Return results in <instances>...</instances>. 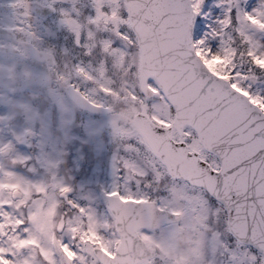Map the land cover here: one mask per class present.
<instances>
[{
  "label": "rangeland",
  "instance_id": "374dc122",
  "mask_svg": "<svg viewBox=\"0 0 264 264\" xmlns=\"http://www.w3.org/2000/svg\"><path fill=\"white\" fill-rule=\"evenodd\" d=\"M200 3L202 4L201 17L197 22L195 40L207 33L208 41L213 42L217 49L210 56L207 52H202L200 55L212 69L217 67L219 68L216 69L218 73L223 75L226 73L229 76V71L226 69H228L231 57L224 52V48L227 47L235 52V64L238 71L246 73L252 71L249 70L248 62L240 57L242 50L238 49L239 41H242L240 47H242L241 44H245L246 53L250 48L257 52H264V29L260 27V24L264 23V16L261 15V12L264 11V0H200ZM101 4L99 7L93 8L95 11L91 15L92 27L87 31L86 40H90V44L93 45L98 43L97 38L99 37L101 46L109 57L106 61L102 60L101 67L98 69L100 74H96V70H89L86 73L88 77H91H86L81 81L90 85L84 90L97 101L110 99L113 102L115 94L112 91H119L122 98H119L115 104L119 103L122 107L120 112L100 116L88 114L84 117L85 121L83 120L84 125H82L88 141L87 150L90 149L91 159L88 164L90 168L85 179L79 181L77 191L70 189L67 193L61 192L60 195V192L56 193V189H59L58 184L62 183V186L67 187L68 184H65L66 181L63 183L62 179L57 177L53 167L58 163V149L56 146L53 149L54 145L51 144L53 141L48 137L47 127L50 123L48 115L38 113V109L45 105L44 96L41 93L33 94L36 88H32L31 94L27 97L29 99L25 101L22 98V111L27 116L22 120V127L14 128L11 131L9 136L12 135V137L6 140L8 137L6 132L0 135V149L4 148L7 142H10V146L18 149L16 141L24 140L22 165L26 166V171L29 169L32 172L16 171L10 165L5 166L0 163V180L22 179L41 182L45 186V190L40 192L33 189L36 194H34L33 203L31 202L29 208L24 203L18 207L3 206V210L10 214L11 219L23 218L25 221L22 226L5 225V234L0 235V245L11 248V252L5 253V255L9 256L13 264L24 258H28L32 264H49L48 259L41 253V247L50 248L56 264H66L59 249L45 235L36 233L35 226L28 219L29 213L36 211L35 202H39L41 211H47L49 206L54 205V216L49 218L51 221L49 231L56 239L69 244L72 249L84 257L83 262L77 258L75 264H100L93 252L87 251L93 245L81 240V232L87 229L88 216L86 213L91 212L95 219L104 222L98 231L106 239H112L118 235L104 201V192H110L115 187L118 190L120 188L121 193L125 196L130 193L132 196H139L141 192L144 194L152 189L148 191V194L154 195L153 198L159 202L161 207L184 213L181 222L161 227L155 232L142 230L141 233L150 236V244L158 246L161 250L158 259L148 260L149 264H178V262L179 264H262L261 255L248 246L231 239L226 216L220 212L223 211V208L211 204L201 189L193 187L185 181L176 179L168 181L166 168L158 164V159L150 152L144 139L136 131L132 120L136 112L144 111L152 117L163 116L169 121L170 109L162 92H156L149 98L138 93L140 51L129 32L130 23H128L129 17L124 1L104 0ZM254 9L260 11H253ZM246 11L250 13V19H245ZM222 20H229V23L222 24L220 22ZM135 52L137 57L133 55ZM59 66L63 67V63H59ZM76 66V64L68 63L63 69L64 75L56 77L57 80L46 88L45 97L50 98L53 104L60 106L62 122L59 123L62 132L64 129L65 131L69 130L72 115L71 103L62 89L66 83L75 79ZM249 75L254 74L250 72ZM254 76L258 77L255 83L246 80L244 84L250 85L249 90L254 94L264 96V72ZM38 79H42V76L38 75ZM53 80L54 78L51 81L53 82ZM100 87L101 89L106 88L107 92L104 94L105 90H103V93H99ZM131 90L134 91V95L131 94ZM42 99L43 103H39V101L42 102ZM9 115L10 113L2 118L5 119ZM0 127L3 128V125ZM102 131L109 132V137H100L99 134ZM59 155L70 154L60 153ZM67 158L63 157V160L65 161ZM82 163L87 164V160L84 159ZM126 163L128 166H125ZM33 165H37L36 168H33ZM41 166H44V169H41ZM8 172H12L14 175L9 177L6 175ZM48 173L52 174L51 178ZM138 176H142L143 179H138ZM130 180L137 189H132ZM159 181L166 185L163 187ZM154 189L161 191L158 193ZM9 191L5 189L4 195L17 205L21 195H9ZM101 192L104 193V199L101 201L103 206L98 200V197H103ZM61 197L67 206V215L56 214L57 210L61 211L59 206V202H62ZM83 197L87 198L85 204L81 203ZM69 201L73 203H69ZM74 204L83 207L85 212L78 211L77 207L72 209ZM72 226H77L79 231L73 234L70 230ZM13 227L21 234L17 236V239L26 238L29 233H36L39 236V243L20 248L13 247L12 241L8 239V236L15 235L10 231ZM15 228L13 230L16 231ZM182 231L194 233L197 239L189 246L177 248L172 236L174 233ZM162 238H167V240Z\"/></svg>",
  "mask_w": 264,
  "mask_h": 264
},
{
  "label": "snow or ice",
  "instance_id": "6c2138e0",
  "mask_svg": "<svg viewBox=\"0 0 264 264\" xmlns=\"http://www.w3.org/2000/svg\"><path fill=\"white\" fill-rule=\"evenodd\" d=\"M147 13L145 22L149 27H160L165 33L167 39L175 38L180 51L169 60L166 54L154 53L152 60L154 63H162L169 68L175 76V84L172 89V97L176 101L175 107L181 111L185 104L190 107V119L181 125L180 134L177 136L166 117H153L156 124L160 126L159 131L154 128L152 135L157 137L155 154L158 158V164L174 176H180L189 182L211 189L218 197H223L225 201L232 204L231 197L233 190L239 195L248 188V176L255 174L250 170L240 167V161L251 156L258 149H264V135L260 139L252 140V134L257 130H264V96L254 94L249 90L250 85L246 86L244 81L255 79L246 72L238 71L235 64V52L233 49L224 48V52L231 57L227 79L220 75L210 72L205 62L200 59L202 52L210 55L216 52L213 42L207 39V33L200 39L193 40L191 29L196 24L195 17L201 12L202 4L200 0H193L190 5L187 0H148L146 5ZM253 11H260L254 9ZM264 16V11L261 12ZM245 19H250V13H244ZM68 23V20L64 21ZM222 24H228L229 20L220 21ZM132 23V21H128ZM264 29V23L260 24ZM254 67L264 71V52H257L250 48L247 53ZM82 71V69H80ZM149 88L153 92H161L155 81L149 80ZM87 99V97H84ZM253 113H256L255 115ZM260 120L259 123L253 124ZM149 128L152 125L149 124ZM198 130V132H197ZM194 133H196L194 135ZM239 144L234 150L225 149L220 151L218 145ZM10 145H5L3 149ZM219 157L218 160H209L208 153L214 152ZM174 155H179L183 160V166H174ZM264 164V157L261 158ZM125 166H128L127 163ZM260 176L257 183L258 193H264V167L258 169ZM11 177L12 172L6 173ZM8 189L9 195L20 194L22 198L17 201V207L23 204L30 191L35 189L43 192L45 186L41 182L24 181L17 179L15 181L0 180V235L5 234V225L13 224L15 226L24 225L25 221L20 218L14 220L10 214L3 210L4 205H11L12 200L4 195V190ZM62 193H67L70 189L67 186L61 187ZM131 195V193L129 194ZM116 211V220L118 222L129 219L135 220L140 214L138 205L146 203V199L141 196H125L115 187L107 192ZM69 203H73L69 201ZM264 210V199L259 201ZM36 211L30 212L28 219L35 226L36 233L45 235L61 253L64 254L66 264H75L77 258L81 262L84 257L72 249L69 244L55 238L49 231L51 224L50 217L53 215L54 205L49 206L47 211H41L39 202H35ZM80 212L85 209L75 205ZM251 211V209H248ZM236 217L232 223V230L238 236H244L246 228L245 214L243 205H235ZM177 215L178 213H173ZM88 216V227L81 232V240L93 247L87 251L94 252L100 264H122L121 254L128 251L129 247L135 248L136 245L150 244L151 238L148 234L139 232L119 231L112 239H106L98 228L104 222L94 218L91 212ZM264 224V220L260 221ZM63 226L62 224L60 225ZM70 230L75 234L79 231L77 226H72ZM27 231V229H25ZM36 233H29L26 238L17 239V236H8L12 241V246L16 248L26 245H36L39 243V236ZM254 243H257L261 249H264V237L258 238L256 229H253L251 237ZM11 248H5L0 245V264H13V261L5 253H10ZM42 255L48 259L49 264H56L52 256V249L41 247ZM14 255V253H12ZM16 264H32L28 258L17 261ZM134 264H149V261L143 256L138 255ZM179 264V262H178Z\"/></svg>",
  "mask_w": 264,
  "mask_h": 264
},
{
  "label": "flooded vegetation",
  "instance_id": "af4514ba",
  "mask_svg": "<svg viewBox=\"0 0 264 264\" xmlns=\"http://www.w3.org/2000/svg\"><path fill=\"white\" fill-rule=\"evenodd\" d=\"M97 3L102 5L101 0H0V135L6 132V140L12 137L9 134L14 128L22 126V98L27 101L32 88H36L33 94L45 96L48 85L54 83L50 79L63 76L68 63L76 64L77 71L75 79L66 83L62 91L72 104L71 111H82L68 96L67 88L90 97L84 90L90 85L81 80L88 77L89 70L99 73L102 52L97 43L92 45L86 40L95 11L92 6ZM38 51L44 60L35 56ZM47 59L55 63L46 62ZM36 74L42 75V79ZM50 103L45 100L43 108L55 109L56 104ZM18 141L22 144V139ZM7 150L0 151L2 157L21 160L22 153L16 147L9 146Z\"/></svg>",
  "mask_w": 264,
  "mask_h": 264
},
{
  "label": "water",
  "instance_id": "95a60500",
  "mask_svg": "<svg viewBox=\"0 0 264 264\" xmlns=\"http://www.w3.org/2000/svg\"><path fill=\"white\" fill-rule=\"evenodd\" d=\"M128 11L130 15V19L132 21V29L137 35L139 48L141 51V64H140V82L142 91L151 96L154 92L149 88V77L153 76L157 80L158 85L163 89L165 95L167 96L168 101L174 106V121L172 125V131L174 128H177L180 132L181 125L187 122L190 119V107L185 104L183 110L181 111L179 108L175 107L176 101L172 97V89L175 84V76L171 72V70L164 66L162 63H154L152 60V54L154 53H163L167 55V58L170 60L172 56L177 54L180 51V45L175 38L167 39L165 33L162 31L160 27H149L145 22V15L147 13V3L148 0H126ZM189 4V9L191 5V0H187ZM191 11V9H190ZM197 16L195 17L196 20ZM194 26L191 29V35L194 40ZM202 60V58L200 57ZM206 65V63H205ZM208 68V67H207ZM208 70L212 72L209 68ZM214 73V72H213ZM223 78V77H222ZM225 79V78H224ZM255 81V79L253 80ZM71 96L76 99V101L82 105L84 108H87L94 112H108L110 109L101 107L84 99V97L80 96L77 93H71ZM254 115L256 113H253ZM260 120L254 122L255 124L259 123ZM134 124L138 131L144 136L147 144L150 146L152 151L155 154L156 144L158 143L157 137L152 135L153 128L156 131H159L160 126L154 123L147 114L144 112H139L134 116ZM149 124L152 125V128H149ZM198 132V130H197ZM264 135V130H257L252 134L251 139L257 140L260 139L261 136ZM241 145L233 143V144H224L221 143L218 145V149L223 151L228 149L229 151L234 150ZM215 154V151L212 152ZM156 155V154H155ZM216 155V154H215ZM217 156V155H216ZM218 157V156H217ZM264 157V149H258L251 156L240 161V167L246 170H250L255 175L248 176V188L245 192L237 195L235 190H233V195L231 197L232 204H229L224 200L223 197H218L215 192L211 189L205 188L215 199L220 201L227 209L228 214V225L230 227V231L232 234L241 242L250 244L257 250H259L264 256V249H261L257 243H254L251 239L253 235V229H256L259 237H264V224L260 223V221L264 220V210H262L259 201L264 199V193H258L257 188L259 184L257 181L259 180L260 173L258 171L259 167H264V164L261 163V158ZM219 159V157H218ZM174 166L180 167L183 166V160L179 155H174ZM170 173V172H169ZM171 174V173H170ZM172 175V174H171ZM176 178H182L180 176H174ZM188 181V180H187ZM194 185L193 182H190ZM200 186V185H198ZM108 201L110 204V209L115 216L116 221V229L117 231H122L125 233L128 232H138V230L142 227H158L167 223H170L174 220H178L182 217L181 213L174 215V212H171L166 209H160L157 207L156 202H146L144 204L138 205V209L140 210V214L135 217V220L132 219L118 222L116 220V209L112 206L113 201L108 197ZM240 204L243 205L246 214V228L244 236H238L232 230V223L236 217L235 205ZM251 209V211H248ZM264 242V240H261ZM138 255H143L145 258L151 257L154 255V249L148 247L147 245H136L135 248L129 247L128 251L121 254L120 259L122 260V264H134ZM264 264V263H263Z\"/></svg>",
  "mask_w": 264,
  "mask_h": 264
},
{
  "label": "clouds",
  "instance_id": "9594fccd",
  "mask_svg": "<svg viewBox=\"0 0 264 264\" xmlns=\"http://www.w3.org/2000/svg\"><path fill=\"white\" fill-rule=\"evenodd\" d=\"M162 239L167 240V238H162ZM196 239L197 236L194 233L187 231L176 232L172 236V240L177 248L189 246Z\"/></svg>",
  "mask_w": 264,
  "mask_h": 264
},
{
  "label": "trees",
  "instance_id": "16d2710c",
  "mask_svg": "<svg viewBox=\"0 0 264 264\" xmlns=\"http://www.w3.org/2000/svg\"><path fill=\"white\" fill-rule=\"evenodd\" d=\"M237 40H238V38H237ZM240 43H242L241 40L239 41V48H238V49H241L242 50V54H241L240 57L243 58V59H245L246 62H248L249 70H252V71H247V72H253V73H257V74L263 73L264 71H261L260 69H258V68H256V67L253 66L251 60L247 56V53H246L247 51H246L245 44H241L242 47H240ZM209 158L212 159V157H209Z\"/></svg>",
  "mask_w": 264,
  "mask_h": 264
}]
</instances>
